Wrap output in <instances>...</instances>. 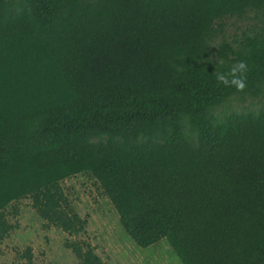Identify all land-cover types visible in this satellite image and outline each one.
<instances>
[{"label": "trees", "instance_id": "obj_1", "mask_svg": "<svg viewBox=\"0 0 264 264\" xmlns=\"http://www.w3.org/2000/svg\"><path fill=\"white\" fill-rule=\"evenodd\" d=\"M252 10L264 0H0V255L23 199L46 228L86 235L63 186L86 173L138 247L264 264V110L210 111L264 92V32L225 36ZM238 61L243 91L216 79ZM64 245L107 264L88 237ZM13 250L34 264L31 245Z\"/></svg>", "mask_w": 264, "mask_h": 264}, {"label": "rangeland", "instance_id": "obj_2", "mask_svg": "<svg viewBox=\"0 0 264 264\" xmlns=\"http://www.w3.org/2000/svg\"><path fill=\"white\" fill-rule=\"evenodd\" d=\"M264 32V12L252 10L244 18L227 20L225 36L229 41H241ZM220 39L214 42L217 47ZM264 110V92L257 96H232L211 108L221 116L226 111L237 113ZM64 187L73 191V207L82 216H89L86 235L69 236L56 227L46 228L45 221L31 206L30 199L16 202L19 212L12 217L19 227L3 243L4 252L0 264H18L13 247L25 248L31 245L34 264H79V259L64 245L66 239L89 238L97 246V253L107 264H182L174 249L166 239L148 247L140 248L121 227L119 215L112 202L101 196L94 179L82 173L63 182Z\"/></svg>", "mask_w": 264, "mask_h": 264}, {"label": "clouds", "instance_id": "obj_3", "mask_svg": "<svg viewBox=\"0 0 264 264\" xmlns=\"http://www.w3.org/2000/svg\"><path fill=\"white\" fill-rule=\"evenodd\" d=\"M248 65L246 61H238L227 73L217 72L216 79L226 87H235L243 91L247 87Z\"/></svg>", "mask_w": 264, "mask_h": 264}]
</instances>
